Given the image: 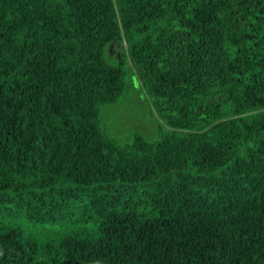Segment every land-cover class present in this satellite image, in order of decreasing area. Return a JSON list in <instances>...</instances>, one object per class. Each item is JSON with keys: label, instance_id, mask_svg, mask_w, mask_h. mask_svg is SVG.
Returning <instances> with one entry per match:
<instances>
[{"label": "trees", "instance_id": "trees-1", "mask_svg": "<svg viewBox=\"0 0 264 264\" xmlns=\"http://www.w3.org/2000/svg\"><path fill=\"white\" fill-rule=\"evenodd\" d=\"M0 264H264V0H0Z\"/></svg>", "mask_w": 264, "mask_h": 264}, {"label": "rangeland", "instance_id": "rangeland-1", "mask_svg": "<svg viewBox=\"0 0 264 264\" xmlns=\"http://www.w3.org/2000/svg\"><path fill=\"white\" fill-rule=\"evenodd\" d=\"M118 51L124 62L126 86L118 101L101 106V122L108 135L120 144L131 143L135 134L156 141L168 131V126L153 104V97L142 88L129 56L122 47ZM109 61L115 64L118 58L111 57Z\"/></svg>", "mask_w": 264, "mask_h": 264}]
</instances>
